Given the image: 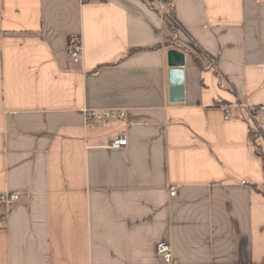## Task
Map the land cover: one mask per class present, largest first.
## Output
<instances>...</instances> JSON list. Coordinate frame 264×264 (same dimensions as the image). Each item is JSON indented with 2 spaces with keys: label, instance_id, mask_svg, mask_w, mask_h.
I'll return each instance as SVG.
<instances>
[{
  "label": "crops",
  "instance_id": "1",
  "mask_svg": "<svg viewBox=\"0 0 264 264\" xmlns=\"http://www.w3.org/2000/svg\"><path fill=\"white\" fill-rule=\"evenodd\" d=\"M172 8L173 34L155 0H0V195H20L0 264H163L165 244L175 264H264V177L238 105L264 104V1Z\"/></svg>",
  "mask_w": 264,
  "mask_h": 264
},
{
  "label": "built area",
  "instance_id": "2",
  "mask_svg": "<svg viewBox=\"0 0 264 264\" xmlns=\"http://www.w3.org/2000/svg\"><path fill=\"white\" fill-rule=\"evenodd\" d=\"M158 6V12L163 19L169 18L167 16V8L172 7L173 0H155ZM256 2L264 0H255ZM70 60L72 63H79L82 60L83 52L81 48L80 40L75 41L70 46ZM242 109H244L246 114V119L250 122V128L262 135L264 129V104L258 106L246 105L243 102L238 104ZM230 110L229 107H224V119L229 117ZM84 117L86 121L95 120L98 122L109 123L110 121H121L124 118V112L121 110L111 111V110H86L84 112ZM126 139L124 137L118 138V140L113 141L110 144V148L119 149V147L126 145ZM170 196H174V190L170 189ZM20 195L17 192H4L0 195V222H3L5 218L9 215L10 209L19 202ZM156 252L161 258L163 264H175L173 260V254L171 252V247L169 244L160 245L157 247Z\"/></svg>",
  "mask_w": 264,
  "mask_h": 264
},
{
  "label": "trees",
  "instance_id": "3",
  "mask_svg": "<svg viewBox=\"0 0 264 264\" xmlns=\"http://www.w3.org/2000/svg\"><path fill=\"white\" fill-rule=\"evenodd\" d=\"M88 1H92V0H82V2H88ZM169 9H170V17L171 18H165L164 20H166V25H167L170 33L173 34V32L175 31V29L177 27V24H176V21L174 20V17H173V8L169 7ZM248 134H249L248 135V142L250 144V147L253 149L254 155L258 158L259 162H261L262 174L264 177V148L259 143V141L261 140V135L255 131H253L251 128H249ZM250 186L253 189L257 190V186L255 184H250ZM263 197H264V195H263Z\"/></svg>",
  "mask_w": 264,
  "mask_h": 264
},
{
  "label": "water",
  "instance_id": "4",
  "mask_svg": "<svg viewBox=\"0 0 264 264\" xmlns=\"http://www.w3.org/2000/svg\"><path fill=\"white\" fill-rule=\"evenodd\" d=\"M176 56L180 58V62H177V63H178V66L181 67V66L183 65V63H182L183 55L180 54V53H179L177 50H175V49L169 51V53H168V57H169V60L171 61V63H173L172 60H174V58H175ZM173 65H174V63H173ZM171 85H172L173 87L171 88L170 91H171L172 93H174V95H175L176 93L179 92V94H180V96H181V94L183 93V92H182V87H181L182 83H181L180 81L178 82V81L176 80L175 83L172 81Z\"/></svg>",
  "mask_w": 264,
  "mask_h": 264
},
{
  "label": "rangeland",
  "instance_id": "5",
  "mask_svg": "<svg viewBox=\"0 0 264 264\" xmlns=\"http://www.w3.org/2000/svg\"><path fill=\"white\" fill-rule=\"evenodd\" d=\"M167 16H168L169 18H171V17H170V9H169V8H167Z\"/></svg>",
  "mask_w": 264,
  "mask_h": 264
}]
</instances>
